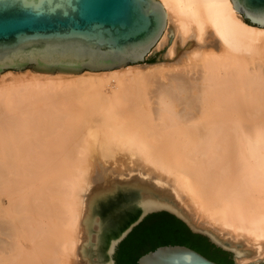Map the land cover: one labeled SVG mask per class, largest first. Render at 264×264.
Wrapping results in <instances>:
<instances>
[{"label": "bare ground", "instance_id": "bare-ground-1", "mask_svg": "<svg viewBox=\"0 0 264 264\" xmlns=\"http://www.w3.org/2000/svg\"><path fill=\"white\" fill-rule=\"evenodd\" d=\"M159 1L168 29L156 47L172 35L167 57L181 67L170 86L154 84L150 70L162 66L153 64L128 82L115 69L108 79L89 70L0 79V264H110L105 221L152 206L175 211L238 264L264 260V27L231 0ZM144 162L165 174L152 180L175 176L173 189L206 220L194 203L129 182L127 167Z\"/></svg>", "mask_w": 264, "mask_h": 264}, {"label": "water", "instance_id": "water-1", "mask_svg": "<svg viewBox=\"0 0 264 264\" xmlns=\"http://www.w3.org/2000/svg\"><path fill=\"white\" fill-rule=\"evenodd\" d=\"M231 1L245 19L264 27V0ZM166 26L167 14L159 0H0V73L31 68L38 73L78 74L142 63L160 41ZM161 212L175 216V221L170 222L175 236L181 238L180 228L186 226L192 233L206 236L230 252L236 264L232 250L163 206L137 212L111 237L107 246L116 242L110 264H119L118 251L121 264H127V252L120 244L146 217ZM152 219H163V215L157 214ZM163 237L157 234L152 238L160 243ZM137 264L220 263L178 242L149 250L138 258ZM250 264H264V261Z\"/></svg>", "mask_w": 264, "mask_h": 264}, {"label": "rangeland", "instance_id": "rangeland-1", "mask_svg": "<svg viewBox=\"0 0 264 264\" xmlns=\"http://www.w3.org/2000/svg\"><path fill=\"white\" fill-rule=\"evenodd\" d=\"M168 27V26H167ZM166 29H168V28H166ZM167 30H165V32H166ZM164 32V33H165ZM168 40H169V42L167 41V43L163 46V47H159V48H157L156 46H155V48L153 49V51L148 55V56H146V59H145V61L144 62H142V63H138V64H130L129 66L127 65L126 67L124 66V67H122V68H119V69H115L117 72H119V73H121L122 74V76H124L125 75V73H126V76H124V82H128L129 81V79L131 78V74H129V73H132L133 71H138V70H140V69H142L141 67L142 66H145V65H161L162 67L161 68H159V69H157L156 71L155 70H150V71H152V72H154V76H152L151 78H152V80L154 81V84L156 83L157 85L158 84H164V85H167V86H170V84H172V82L170 81V79H168V77L171 75V74H173L174 73V71L176 72H178V71H180L178 68H181L180 66H177L176 68L177 69H174L173 68V66H170V65H174L177 61H178V59H179V57H174L173 59H171V60H169L168 59V57H167V53H168V49H170V47L173 45V41H172V35H171V37H168ZM183 63V62H182ZM163 64V65H162ZM138 66V67H137ZM137 67V68H136ZM167 67V68H166ZM127 68V69H126ZM121 69V70H120ZM129 69V70H128ZM115 70H111V71H100V72H95V73H103V74H100V75H102V77L103 78H106V79H108L113 73H112V71H115ZM132 70V71H131ZM161 70H162V72H161ZM164 70V71H163ZM6 71V72H5ZM4 72H1L2 74H0V79L2 80L4 77H9L11 74H13L14 73V75H16V77H24V76H30V73H38V72H35L34 70H32L31 68H26V69H23V70H17V71H15V70H13V69H9L8 71L7 70H5ZM166 71V72H165ZM172 71H173V73H172ZM9 72V73H8ZM86 72H87V70H86ZM124 72V73H123ZM85 72H83V73H81V74H84ZM109 73H111V75L109 74ZM60 75V74H63V73H59V72H57V73H55V74H51V75ZM81 74H77V75H81ZM124 74V75H123ZM5 75V76H4ZM6 75H8V76H6ZM22 75V76H21ZM24 75V76H23ZM191 76H193V77H196V75L194 76V74H190ZM3 76V77H2ZM130 77V78H129ZM123 78V77H122ZM162 78H164V79H162ZM161 79V80H160ZM167 79V80H166ZM0 80V81H1ZM158 81V82H157ZM153 84V85H154ZM155 84V85H156ZM107 85V86H106ZM111 85V86H110ZM104 87L103 88H105L104 89V92L103 93H105L106 95H108L107 97H111L112 96V93H113V90H115V88H116V82L115 81H113V80H110V82L108 81V83H106L105 85H103ZM115 86V87H114ZM114 88V89H113ZM155 88V87H154ZM108 90V91H107ZM111 92V93H110ZM110 95V96H109ZM112 98V97H111ZM127 159V158H126ZM128 163L130 164V162H129V160H128ZM134 164V163H133ZM141 164H143V162L141 163ZM147 164L148 163H146L145 164V162H144V167L141 165V167H139L140 165H139V163L137 164V163H135L132 167L130 166H128L127 168L129 169V168H131L129 171L127 170V172H125V175H129V177H132V176H135V178L133 179V177H132V179H130V178H128L129 179V182H131V180H133V181H147V183H144V185H145V187H143L142 189H140V192H142L145 196H146V194L149 196H151V194L152 195H158V196H160V197H163V198H165V199H167V200H174L175 198H176V200L175 201H177L178 202V200L180 201V203H182L183 205H185L186 203V205L191 209H193V203H194V205H195V202H192V201H195V200H190V199H192V198H188L187 197V194H186V191L184 190H182V191H180L181 189L180 188H178L177 190H179L178 192H177V194L175 193L176 191L173 189V183H171V182H173V181H177V179H176V177L175 176H170V178H168L169 176H167V179H166V181H163V180H159V181H156V180H152V179H155L156 177L155 176H158V175H161V173H162V171H159V170H151V168H150V166L148 167L147 166ZM145 165L147 166V168L145 167ZM143 168H145V169H143ZM133 169V170H132ZM149 169V170H148ZM139 170H141L140 172H139ZM109 171H111V170H109ZM112 172V171H111ZM161 172V173H160ZM136 173V174H135ZM135 174V175H134ZM138 175V176H137ZM140 175V176H139ZM163 175H165V174H163L162 173V176ZM117 176H118V174H117ZM119 177H122V176H119ZM125 176H123L122 178H124ZM155 177V178H154ZM172 177H173V179H172ZM166 178V177H165ZM127 179V180H128ZM157 179V178H156ZM161 179V178H160ZM174 179H176V180H174ZM165 180V179H164ZM172 180V181H171ZM128 182V183H129ZM170 182V183H169ZM158 183H159V185H158ZM161 183V184H160ZM163 183V184H162ZM173 184V185H172ZM148 185V186H147ZM161 185V186H160ZM132 186H133V183H132ZM160 186V187H159ZM164 186H166V187H164ZM170 186V187H169ZM162 187V188H161ZM164 187V188H163ZM128 189V187H126V191H128L127 190ZM159 189V190H158ZM167 190H168V192L170 191V192H173V194H170V193H167ZM123 189L121 188H119L118 190H117V192L115 193V194H118L119 192L120 193H123ZM159 191V192H158ZM180 194H182L181 196H180ZM171 195H173L172 197H170ZM185 195H186V198H185ZM167 196V197H166ZM174 196H176V197H174ZM168 197H170V198H168ZM174 198V199H173ZM183 198V199H182ZM178 199V200H177ZM186 199V200H185ZM187 199H188V201L190 200L191 201V203H190V201L188 202L187 201ZM187 201V202H186ZM198 208V206L197 205H195V210L193 211V212H195L194 214H196V216L198 215V216H200L199 218L202 220V221H205L206 220V216H207V214L206 215H203V213L204 212H202V211H200V212H202L201 214H200V212H199V208ZM132 208V207H131ZM131 208H125V211L126 210H132ZM118 211H120L121 210V208H119V209H117ZM124 210V209H123ZM124 212V211H123ZM126 213V212H125ZM125 213L121 216V218L119 217V218H115V220L113 219H111V220H109V221H105L104 219H105V217L106 216H104V218H103V222L105 221V223H104V228H103V231H102V233H101V239H102V241H103V243L105 244V245H108V243H109V241H110V239H111V237H113L114 235H115V233L116 232H118V230H120L121 229V227H124L127 223H129L130 222V220L132 219V218H134V216L136 215V213L137 212H133V213H130V215H126V216H124L125 215ZM205 214V213H204ZM207 219H209L208 217H207ZM235 256V255H234ZM235 261H236V264H238L237 263V260L235 259ZM261 261H264V260H261ZM91 262L94 264H96L97 262H99L98 260H97V258L95 259V258H91ZM255 262H258V261H255ZM251 263H254V262H251ZM250 264V263H249Z\"/></svg>", "mask_w": 264, "mask_h": 264}, {"label": "trees", "instance_id": "trees-1", "mask_svg": "<svg viewBox=\"0 0 264 264\" xmlns=\"http://www.w3.org/2000/svg\"><path fill=\"white\" fill-rule=\"evenodd\" d=\"M246 22L252 25V23L247 19ZM157 214H162L163 219H152ZM171 220L175 221L174 215H171L168 212H161L149 215L143 222L136 226L120 244V247L123 246L122 250L126 251L128 255L126 263L137 264L138 258L149 250H154L160 245L170 243L176 244L178 242L200 251L209 258L219 260L221 262L225 259L230 260V258L228 259L231 255L230 252L216 246L206 236L192 233L186 226L185 228H180V232H182V235L180 234L181 238L179 236H175L172 228L174 225L172 226L170 223ZM157 234L165 236L163 237V241L160 243H155V241H153L155 238L152 237ZM147 247H149V249L146 251ZM139 251L142 253L140 254ZM119 255H121L120 251L116 254V258L118 263L121 264V258ZM230 264H233V260H230Z\"/></svg>", "mask_w": 264, "mask_h": 264}, {"label": "flooded vegetation", "instance_id": "flooded-vegetation-1", "mask_svg": "<svg viewBox=\"0 0 264 264\" xmlns=\"http://www.w3.org/2000/svg\"><path fill=\"white\" fill-rule=\"evenodd\" d=\"M229 258H230V260H233L232 257H231V255L228 257V259ZM210 259H212V258H210ZM212 260H214V261H216V262H218L220 264H230V260H227V259H225L223 262H221L219 260H215V259H212Z\"/></svg>", "mask_w": 264, "mask_h": 264}]
</instances>
